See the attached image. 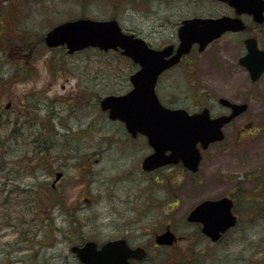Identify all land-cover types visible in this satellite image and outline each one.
<instances>
[{
    "label": "rangeland",
    "instance_id": "rangeland-1",
    "mask_svg": "<svg viewBox=\"0 0 264 264\" xmlns=\"http://www.w3.org/2000/svg\"><path fill=\"white\" fill-rule=\"evenodd\" d=\"M224 10L205 0H0L6 17H0V123L19 117L25 139L7 147L10 128H0V264H79L72 245L120 237L149 251L139 264H264V76L252 83L238 64L242 44L224 37L203 53L195 48L157 91L168 107L198 111V102H208L216 115L222 108L212 96H218L245 100L248 113L225 128L223 142L203 152L197 173L176 165L148 174L142 171L146 142L131 140L124 124L110 121L99 106L105 95L131 89L129 76L137 67L119 53L90 48L68 55L44 43L59 23L114 18L160 48L174 42L182 19ZM22 30L29 47L19 46ZM28 64L33 71L27 79H11L17 70L26 73ZM58 171L64 179L51 191ZM34 185L41 187L37 216L51 219L24 243L18 212ZM223 196L233 197L240 222L212 243L186 218L198 203ZM8 200L11 204L4 203ZM167 226L180 241L172 248L154 247Z\"/></svg>",
    "mask_w": 264,
    "mask_h": 264
},
{
    "label": "water",
    "instance_id": "water-1",
    "mask_svg": "<svg viewBox=\"0 0 264 264\" xmlns=\"http://www.w3.org/2000/svg\"><path fill=\"white\" fill-rule=\"evenodd\" d=\"M221 1L234 7L237 14L247 12L258 21L264 20V0ZM239 20L227 16L184 20L179 29L181 42L174 55L173 46L155 50L141 38L123 33L115 19L81 18L64 22L48 31L45 42L50 48L66 46L69 53L90 47L105 52L121 50L123 55L138 64V71L130 77L133 88L123 95L104 97L102 110L108 111L111 120L122 121L132 136L141 133L147 137L154 152L144 159V170L183 162L185 167L196 172L202 159L197 145L207 149L211 143L224 140L222 128L247 106L221 98L220 103L231 107L233 112L218 118H211L208 109L196 114H189L185 109H171L160 102L156 93L157 81L165 70L190 52L193 44L198 43L199 51H203L223 33L241 29ZM240 64L248 69L251 79L257 81L264 73V50L249 42L248 53L240 59ZM61 175L57 174V180ZM187 221L200 223L202 232L215 241L236 225L237 216L233 214V201L223 197L203 201L189 213ZM175 241L176 236L170 228L156 237L159 245H173ZM71 250L82 264H133L131 260H142L146 256L143 248L132 249L124 239L108 242L100 249L95 242H88L82 247L73 246Z\"/></svg>",
    "mask_w": 264,
    "mask_h": 264
},
{
    "label": "flooded vegetation",
    "instance_id": "flooded-vegetation-1",
    "mask_svg": "<svg viewBox=\"0 0 264 264\" xmlns=\"http://www.w3.org/2000/svg\"><path fill=\"white\" fill-rule=\"evenodd\" d=\"M190 1H192V0H190ZM205 1L212 2V3H218V4L222 5L224 7V9H225L224 12H221L219 14H212V15H209V16H193V17H189V18H185V19H191V18H195V17L219 18V17H223V16H227V17H230V18H238V19H240L239 21H240V26L242 27L241 29L227 31V32L223 33L218 39L215 40V41H217V40H220L221 38H224V37H230L233 40H235L234 42L241 43L242 44V46H243V53L240 55V57L238 59V64L239 65H240V63H239L240 58L244 57L248 53V43L249 42L250 43H255L257 45V48H259L260 50H264V20L263 21H258V20L255 19V16L253 14L247 13V12H244L242 14H237L236 9L234 7H232L230 4H228L227 2H221L219 0H205ZM263 16H264V12H263ZM185 19H182L175 26V31H176L175 40H174V42L170 43V45L171 44H174L175 50H176L177 45L179 44L178 43L179 42L178 30H179V28L181 26L182 21L185 20ZM134 34H136V33H134ZM195 48L197 49V52H199L198 45H194L193 48H192V50H191V52H189L188 54L184 55L182 57L181 62L179 64H177L176 66H173L171 69H169L168 71H166L160 77L159 82L166 75H168L169 72L173 71L174 69H176L177 67L181 66L182 64H187L188 63V60H189L190 56L192 55L193 50ZM175 50H174V52H175ZM241 67L244 68L247 71V69L245 67H243V66H241ZM247 73H248V71H247ZM248 75H249V73H248ZM263 76H264V73L261 75V77L259 78V80ZM258 81H256V82L251 81V82L252 83H257ZM212 97H214V99L217 101L218 105L222 108V110H219L220 112H218V114L213 115L212 108H211V106L209 105L208 102H205V103L198 102L197 107H199L200 110H198V111H189V112L195 113V112H199V111L203 110L204 108H208L209 111H210V113H211V116L212 117H218V116H222V115H230L233 112V109L231 107L225 106V105H223V104L220 103V101H219V98L220 97H218V96H212ZM230 101L233 102V103L244 104L247 107H246V109H245L244 112H242L241 114H239L238 116H236L235 118H233L228 124L225 125L224 131H225V128L226 127L231 126L233 124V122H235L237 119L242 118L243 116H245L248 113V110H249V104L245 100H242V101L230 100ZM178 108H182V107H178ZM242 127H245L246 128V125L243 124ZM242 130L244 131V128ZM242 130H241L240 134L242 136H246L244 133H242ZM258 132H259V129L258 128H255L253 134H255V133L257 134ZM225 136H226V133H225ZM130 139L133 140V141H136L138 139H142V140H144V142H146V145H148L147 139L143 135H140L139 134L135 138L130 137ZM148 149H149V152H148L147 155L151 154L152 151H153L152 148L149 145H148ZM178 165H181V164H178ZM166 168H168V167H162V168H159V169H157L155 171H152V172H146L143 169H142V171L144 173H148V174H156V173L162 172ZM59 172L62 174V177L58 181H54V179H53V181H52V183L50 185L51 188L54 189V191L58 187L60 181L64 179V172H62V171H59ZM179 240H180V238H179ZM87 241H93V240H88V239H85L84 238L83 239V242L79 243L78 245H84ZM95 242H97V241H95ZM105 242H107V241H105ZM104 243L97 242L98 247H101V245L104 244ZM139 245L140 246H143L142 244H139ZM139 245H135V246H139ZM154 247H157V246L154 245Z\"/></svg>",
    "mask_w": 264,
    "mask_h": 264
},
{
    "label": "trees",
    "instance_id": "trees-1",
    "mask_svg": "<svg viewBox=\"0 0 264 264\" xmlns=\"http://www.w3.org/2000/svg\"><path fill=\"white\" fill-rule=\"evenodd\" d=\"M0 14H1L0 17L4 18V20H5L6 17H4V13H0ZM11 29H12V27L8 26L7 31H9ZM19 35L20 36L17 38L22 37L20 40L19 46L20 47H27V46L29 47L31 41L29 40L30 38L28 37L29 36L28 33L24 32L22 30V31H19ZM19 46H17V47L19 48ZM25 66H26L25 68H27L26 73H24L23 70H21V71L17 70L11 79L15 80V81H17V80L21 81V80L27 79L31 75L33 68H32V65H29V64L25 65ZM2 83H3V81L1 80V84ZM0 87H2V85H0ZM0 109H1V107H0ZM18 121H19V117H16L14 122L12 120H10V117H9V118H5V120L0 123V128L1 127H9L10 128V130L7 131L8 134L5 137V144H6V142L9 141L7 147L10 146V148H11L12 144H14V143L16 144L17 143L16 139L21 138L22 141L24 139V133L22 134L21 133V127H18V124H17ZM12 140H14V142ZM11 141H12V143H11ZM1 147H4V146L2 145ZM40 149H45V147H41ZM32 161H33V159L30 158V161H28V163L30 162L31 164L28 165V168L33 167ZM37 166L42 167V164L38 163ZM7 176H9V174ZM38 189H41L40 185L32 187L31 191L25 192V194L28 195V197L24 196V198L28 199V200L26 201L25 206H22V208L20 209V212H18V219H19L20 224L17 226V229H18V231H20V233H22L24 235L23 238L21 239V241L24 243H28L29 241H31L32 238H30L31 236L29 234H32V237H37L40 234V232L42 233L43 228L45 226H47L48 221L51 219V218L46 217V216H44L42 219H39V217L37 216V213L39 215L38 203L42 202L41 199H39V198H41V195L38 192ZM4 203L11 204V203H9V200L4 202ZM7 209H6V213H5L6 216L4 218L7 220L8 225H9L11 221H10V217L7 216V214H8ZM46 209L48 211V213L47 212L46 213L49 214V209L48 208H46ZM40 216H43V215H40ZM14 219H16V218H13V220ZM45 222H47V223H45ZM11 225H10V227H11ZM34 225H36V226L41 225V226L38 228V230H36L34 232L32 229ZM33 233H36V234L33 235ZM25 235H27V236L25 237Z\"/></svg>",
    "mask_w": 264,
    "mask_h": 264
}]
</instances>
